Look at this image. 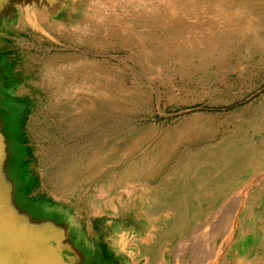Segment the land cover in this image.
Here are the masks:
<instances>
[{
	"label": "rangeland",
	"instance_id": "rangeland-1",
	"mask_svg": "<svg viewBox=\"0 0 264 264\" xmlns=\"http://www.w3.org/2000/svg\"><path fill=\"white\" fill-rule=\"evenodd\" d=\"M56 1L0 12L1 169L19 210L32 216L17 193L64 226L69 264H133L148 223L177 215L153 212L171 184L228 177L214 197L208 182L171 191L196 208L190 227L150 235L210 243L165 264H264V0Z\"/></svg>",
	"mask_w": 264,
	"mask_h": 264
},
{
	"label": "water",
	"instance_id": "water-1",
	"mask_svg": "<svg viewBox=\"0 0 264 264\" xmlns=\"http://www.w3.org/2000/svg\"><path fill=\"white\" fill-rule=\"evenodd\" d=\"M8 0H0V12ZM53 1V0H52ZM5 139L0 124V264H69L65 228L53 220L33 221L16 206L3 184Z\"/></svg>",
	"mask_w": 264,
	"mask_h": 264
},
{
	"label": "crops",
	"instance_id": "crops-1",
	"mask_svg": "<svg viewBox=\"0 0 264 264\" xmlns=\"http://www.w3.org/2000/svg\"><path fill=\"white\" fill-rule=\"evenodd\" d=\"M198 164V163H197ZM209 165L208 161L203 162V164L201 165V167L205 168L207 170V166ZM200 167V168H201ZM208 179H204L205 175L203 174L202 176H200V178L198 177L197 173H191V174H184L182 177V179H178L174 182V184H171L170 186V194H166L164 195V197L166 199H164L163 201H159L160 203L156 206L153 207V212L154 213H168V214H177L175 217L173 216L172 218H170V220L168 221V218L166 217H161L158 221H154L151 220L148 223V230H149V236H147L146 239L143 240V242H141V254L140 256H138V258H135L137 256L133 255L132 256V262L133 264H138L140 263L139 261L145 259L142 264H165L162 261H167L166 258H164V254H170L167 253L168 250L171 251H176L177 247L174 245V250L169 246L170 243H173L175 240H178V238H175L174 236H164V237H156V239L152 238L151 231L156 229V227L158 228V230L160 229H172V228H189L190 225L187 222V218H186V212L192 211L194 212L195 209L193 208V205H190L189 207L186 208V206H181V204H179L180 202H178L177 200H173L172 198L174 197L172 195V192L174 190V192L176 191L175 189L179 190H186L190 189V191L194 188L198 189L200 191V195L205 192V190H203V184L205 182H208L206 187V190L208 192H210V194L214 197V196H218V194H216L217 189H216V185L217 183H219L221 186H223V182H230V179L228 177L224 178L223 181L220 182H214V178L215 177H210L209 178V174L207 175ZM181 180L183 182H181ZM191 180V181H189ZM213 180V181H211ZM211 182H214V185L211 186ZM201 183V187H199V184ZM195 184V185H194ZM164 184L161 183L159 184V188H157V192H159V197H162V193H164V191L166 190V186H163ZM180 190V191H182ZM176 198V197H174ZM182 203V202H181ZM180 214V215H179ZM180 216V218H178ZM32 217L33 221H43L42 219L45 220V216H41V217ZM178 224V225H176ZM152 225H156L154 228L152 227ZM147 234V233H146ZM178 237V236H177ZM187 237V238H186ZM184 237L185 239L181 242V246L180 248H178V250L176 252L182 253L180 252L181 250L183 251H187L189 252V259H192V261H197L198 259V255H199V250L200 247L203 246L204 244L210 245V243L208 244V242L206 241V237H203L200 235L197 236H186ZM154 239V240H153ZM169 240L170 243L166 244V241ZM172 241V242H171ZM149 246H146L148 245ZM228 244H231V242H228ZM232 244L234 245H239L240 247H235V250L239 251L241 250L243 245H248V244H252L249 243L248 241H239V242H233ZM261 244V243H260ZM170 248V249H169ZM207 248V247H206ZM245 249H247V247H245ZM248 251H257L259 249L256 248H250L247 249ZM262 250V249H261ZM243 251V250H242ZM229 253V252H228ZM175 254V252L173 253ZM171 254V255H173ZM224 255H226V252H223ZM130 255V254H129ZM83 261H85L86 263L88 262L87 259L83 258ZM112 261H115V259H112ZM82 264V262H81Z\"/></svg>",
	"mask_w": 264,
	"mask_h": 264
},
{
	"label": "bare ground",
	"instance_id": "bare-ground-1",
	"mask_svg": "<svg viewBox=\"0 0 264 264\" xmlns=\"http://www.w3.org/2000/svg\"><path fill=\"white\" fill-rule=\"evenodd\" d=\"M48 1H49L50 4H52V6H54V5L57 3L56 0H55V1H52V0H36V2H37L40 6H43V4L46 3V2H48ZM36 20H38V19H36ZM260 20H262V19H260ZM260 20H259V21H260ZM263 22H264V21H263ZM259 23H260V22H259ZM261 23H262V22H261ZM261 23H260V25H263V24H261ZM263 26H264V25H263ZM61 89H62V88H61ZM74 91H75V90H74ZM60 92H61V91H60ZM63 94L65 95L66 93L63 92L62 95H63ZM14 145H15V144H14ZM123 151H124V150H123ZM125 151H126V150H125ZM125 154H126V153H125ZM97 155H98V154H97ZM121 155L123 156V153H122ZM91 156H93V154H91ZM122 156H120V157H122ZM96 157H97V156H96ZM99 158H100V157H99ZM102 158H103V157H102ZM86 159L89 160L88 158H86ZM93 160H95V159L93 158ZM116 160H117V159H116ZM150 160H151V159H150ZM114 161H115V160H114ZM128 161H132V160H128ZM135 161H136V160H135ZM135 161H134V162H135ZM143 161H144V160H143ZM153 161H154V160H153ZM117 162H118V161H117ZM136 162H137V161H136ZM136 162H135V163H136ZM149 162H150V161H149ZM157 162H158V161H157ZM108 163H109V162H108ZM113 163H114V162H113ZM144 163H145L146 165L148 164V162H147V163L144 162ZM150 163L152 164V161H151ZM106 164H107V163H106ZM131 164H132V162H131ZM131 164H130V165H131ZM145 164H144V165H145ZM153 164H154V163H153ZM153 164H152V165H153ZM123 165H124V164H123ZM125 165H126V164H125ZM156 165H157V164H156ZM74 166H75V165H74ZM105 166H106V165H105ZM105 166H104V167H105ZM247 166H248V165H247ZM101 167H102V166H101ZM101 167H100V168H101ZM104 167H103V168H104ZM128 167H129V166H128ZM100 168H99V169H100ZM121 168H122V167H121ZM121 168H120V170L122 171ZM124 168H125V167H124ZM139 168H140V167H139ZM148 168H149V167H148ZM148 168L146 167V169H148ZM10 169H11V168H10ZM111 169H112V168H111ZM116 169H117V168H116ZM146 169H144V170H146ZM152 169H153V167H152ZM113 170H114V169H113ZM117 170H118V169H117ZM117 170H116V171H117ZM150 170H151V169H150ZM100 171H101V170H100ZM100 171H98V172H100ZM102 171H103V170H102ZM116 171L114 170V172H116ZM121 171H119V172H121ZM112 172H113V171H112ZM119 172H118V173H119ZM139 172H140V171H139ZM143 172L145 173V171H143ZM149 172H150V171H149ZM118 173H116V174L118 175ZM146 173H147V172H146ZM141 174L144 175L143 173H141ZM91 175H92V174H91ZM106 175H107V174H106ZM120 176H121V175H120ZM150 176H151V175H150ZM151 177H152V176H151ZM88 178H89V177H88ZM115 178H116V177H115ZM118 178H120V177H118ZM118 178H117V179H118ZM139 178H140V177H139ZM141 178H142V176H141ZM79 179H80V178H79ZM79 179H78V180H79ZM104 179H105V178H104ZM120 179H121V178H120ZM120 179H119V180H120ZM122 179H123V178H122ZM124 179H125V178H124ZM126 179H127V178H126ZM130 179H131V178H130ZM101 180H102V179H101ZM109 180H110V179H109ZM127 180H128V179H127ZM136 180H137V179H136ZM82 181H84V180H82ZM99 181H100V180H99ZM132 181H133V180H132ZM138 181H139V180H138ZM95 182H96V181H95ZM106 182H107V181H106ZM124 182H125V180H124ZM126 182H127V181H126ZM109 183H110V181H109ZM128 183H129V182H128ZM76 184H77V183H76ZM118 184H119V183H118ZM129 184H130V183H129ZM109 185H110V184H109ZM107 186H108V185H107ZM114 187H115V186H114ZM78 188H79V187H78ZM112 188H113V187H112ZM120 188H121V187H120ZM80 189H81V188H80ZM108 189H109V187H108ZM123 189H124V188H123ZM109 190H110V189H109ZM242 192H243V191H242ZM242 192H241V193H242ZM110 193H111V192H110ZM110 193H109V194H110ZM112 193H116V192H115V189H114V192H112ZM110 195H111V194H110ZM113 195H114V194H113ZM70 197H71V196H70ZM111 197H112V195H111ZM111 197H110V198H111ZM244 197H245V196H244ZM110 198H109V201H110ZM15 199L17 200L18 203L21 204V206L27 208V209L30 211V213H31V215H32L33 217H41V216H44V215H45L44 212L42 213V212L36 211V210L34 209V208H35V207H34L35 205L32 204V203H30V202H28V201L25 199V197H24L21 193H17ZM236 201H238V200H236ZM119 202H120V201H119ZM119 202H118V203H119ZM49 203H50V202H49ZM101 203H102V202H101ZM123 203H124V202H123ZM240 203H241V202H240ZM238 204H239V203H238ZM241 204H242V203H241ZM107 205H108V204H107ZM122 205H123V204H122ZM243 205H244V204H243ZM124 206H125V205H124ZM226 207H227V206H226ZM238 207H239V206H238ZM120 208H121V207H120ZM240 209H241V207H240L239 209H237L235 212H239ZM242 209H243V207H242ZM228 210H229V208H228ZM163 217H164V216H163ZM229 218H230V217H229ZM237 218H238V217H237ZM237 220H238V219H236V221H237ZM236 221H235V222H236ZM234 227L236 228V226H234ZM225 228H226V227H225ZM235 228H234V229H235ZM230 231H231V230H230ZM174 252H175V251H174ZM168 253H169V252H168ZM82 264H88V263H86L85 261L82 260Z\"/></svg>",
	"mask_w": 264,
	"mask_h": 264
}]
</instances>
